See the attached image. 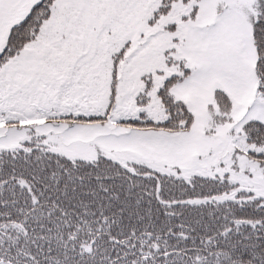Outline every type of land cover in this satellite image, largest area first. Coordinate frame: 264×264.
I'll return each mask as SVG.
<instances>
[{"label":"snow or ice","instance_id":"obj_1","mask_svg":"<svg viewBox=\"0 0 264 264\" xmlns=\"http://www.w3.org/2000/svg\"><path fill=\"white\" fill-rule=\"evenodd\" d=\"M0 264H264V0H0Z\"/></svg>","mask_w":264,"mask_h":264}]
</instances>
